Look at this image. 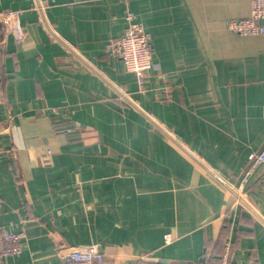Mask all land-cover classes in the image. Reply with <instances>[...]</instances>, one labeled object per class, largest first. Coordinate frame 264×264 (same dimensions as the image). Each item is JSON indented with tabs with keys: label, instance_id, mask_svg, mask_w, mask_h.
Segmentation results:
<instances>
[{
	"label": "crops",
	"instance_id": "obj_1",
	"mask_svg": "<svg viewBox=\"0 0 264 264\" xmlns=\"http://www.w3.org/2000/svg\"><path fill=\"white\" fill-rule=\"evenodd\" d=\"M250 1L0 0V227L22 233L5 264H88L69 252L91 244L105 264H264V165L240 187L264 147V34L226 26ZM126 9L152 46L142 88L105 52Z\"/></svg>",
	"mask_w": 264,
	"mask_h": 264
},
{
	"label": "built area",
	"instance_id": "obj_2",
	"mask_svg": "<svg viewBox=\"0 0 264 264\" xmlns=\"http://www.w3.org/2000/svg\"><path fill=\"white\" fill-rule=\"evenodd\" d=\"M14 18L15 14L13 11L0 13V20H3L6 32H14L16 29L14 23L11 22ZM124 20L125 29L123 33L118 38L108 42L105 52L120 58L127 71L135 75L139 88H142L149 70L153 68L152 46L149 33L136 20L131 10L126 9ZM226 26L240 35L264 34V0H251L250 14L239 19H228ZM261 165H264V147L249 155V163L245 169L240 187L244 186L249 175ZM21 237L22 233L12 232L4 227H0V264H5V257L14 255L19 251ZM164 239L166 242L170 241V235L166 234ZM229 246V242H226L224 259L227 256ZM69 257L76 262L105 264V253L96 244L75 247L70 250Z\"/></svg>",
	"mask_w": 264,
	"mask_h": 264
},
{
	"label": "water",
	"instance_id": "obj_3",
	"mask_svg": "<svg viewBox=\"0 0 264 264\" xmlns=\"http://www.w3.org/2000/svg\"><path fill=\"white\" fill-rule=\"evenodd\" d=\"M42 13V12H41ZM44 24L47 30L53 35L58 41H60L66 48H68L76 57H78L83 63L89 66L97 75H99L108 85H110L114 91L124 99L129 105L134 107L143 117H145L154 127H156L159 131H161L166 137H168L176 146H178L182 151H184L191 159H193L198 165H200L203 169H205L209 174H211L221 185L225 187L231 194L235 197L239 196L238 191L232 187L229 183H227L222 177H220L216 172H214L211 168H209L203 161L197 157L194 153H192L185 145H183L176 137H174L170 132H168L160 123H158L151 115H149L145 110H143L138 104L135 103L128 95H126L123 91L117 88L114 84H112L108 79H106L100 72H98L93 66H91L79 53H77L72 47H70L61 37H59L54 31L51 29L49 24L43 17ZM163 263V261H160Z\"/></svg>",
	"mask_w": 264,
	"mask_h": 264
},
{
	"label": "trees",
	"instance_id": "obj_4",
	"mask_svg": "<svg viewBox=\"0 0 264 264\" xmlns=\"http://www.w3.org/2000/svg\"><path fill=\"white\" fill-rule=\"evenodd\" d=\"M225 230V228L223 229ZM223 235L225 236V231H223ZM224 240L225 238L224 237H221V239L218 240L217 242V247H218V250L217 252L221 255L223 253V251L225 250V244H224Z\"/></svg>",
	"mask_w": 264,
	"mask_h": 264
}]
</instances>
